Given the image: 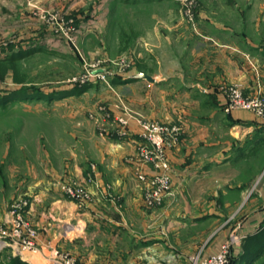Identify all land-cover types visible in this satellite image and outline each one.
Returning <instances> with one entry per match:
<instances>
[{
    "label": "rangeland",
    "instance_id": "rangeland-1",
    "mask_svg": "<svg viewBox=\"0 0 264 264\" xmlns=\"http://www.w3.org/2000/svg\"><path fill=\"white\" fill-rule=\"evenodd\" d=\"M232 2H237V9H233ZM247 2L248 0H0V88H4V91H0V224L11 222L10 206L14 200L27 199L30 209L32 197L27 187L49 179L50 175L45 170L50 167L57 169L61 156L70 152L69 150H87L82 145V139H78L81 142L78 144L71 135L72 132H85L87 123L93 124L97 137L115 136L112 138L120 141L129 132L131 121L134 122L139 129L140 142L135 154L128 157L127 161L135 163L137 180L139 171L147 175L156 173L149 163H142L138 150L144 143L139 120L153 121L179 128L176 134L166 138L169 143L165 153L171 182L169 194L152 207L145 206L142 196L144 210L159 215L158 218L131 219L124 216V219L116 223L99 219L101 226L104 222L105 227H124L129 234L109 236L93 229L91 223V232L86 231L87 226L85 230H79L78 234L83 232L82 237L77 235L73 238L69 234L72 238L67 239V248L55 250L67 252L75 258L77 256L73 252L79 257L83 256V249L90 247L87 244L91 243L94 264H178L179 260H184L182 252L186 247L192 252L189 256L192 264L194 258L205 257L200 252L212 247L223 232L228 230L229 234L222 236L220 250L223 245H227L226 264L234 263L246 236H241L232 229L245 219L248 210H259L263 206L258 196L260 186L264 183V121L254 115L257 118L255 129L248 135H241L240 132L238 139H233L223 127L211 129L207 142L217 143L218 149L210 147L209 150H220V143L228 145L229 150H253L249 164L241 163L238 164L239 167L236 164V168L233 166V169L222 170V177L218 176V181L214 175L208 176V179H204L208 181L204 183L205 196H200L199 201L190 202V194L185 188L180 195L169 201L167 197L171 194L173 170L169 164L168 151L182 149L183 141L189 140L184 137L185 122L181 119L184 114L182 112L179 117L181 120L176 121L148 119L129 102L140 93L137 88L121 89L119 86L134 84L133 77L132 82L124 81L135 72L142 69L157 70L158 67L179 73L176 74V81L179 83L194 81L201 64L207 61L205 57H201L205 49L208 56L212 52V48L208 47L210 39L204 35L205 31L210 33L212 29L199 25L200 20L207 16L213 22L228 25L231 32L237 35L235 39L239 43L234 41L236 47L235 51L232 50L233 60L240 67L251 71L253 79L257 80L253 93L246 92L239 82L227 83L223 80L213 84L214 94H223L225 97L223 110L225 111L228 102L229 88L239 89L248 98L264 99V58L263 55L261 58L254 57L247 44L248 40L254 39L256 50L264 52V10L250 12L245 9ZM105 12V22L94 30L95 33L84 35V31L90 30V26L80 22L83 20L81 16H91L92 19L93 15L98 14L103 17ZM155 31H158V36ZM225 43L228 44L224 45L233 44L231 41ZM39 47H44L45 50L36 54L26 52L30 48ZM91 70L105 71L104 79H91ZM97 73L98 71L95 72ZM117 76L124 79L113 81ZM130 79L131 77L127 80ZM81 85L87 87L78 90ZM23 88L26 91L18 95L17 99L2 98L13 90ZM49 92L61 96L57 100L49 99L46 96ZM120 118L127 123H121ZM77 120L82 122H76ZM57 172L63 179H74L87 185L94 197H99L94 186L86 184V176L91 169L81 177L68 175V172L61 174L58 169ZM221 181L224 185L216 187L217 182ZM98 182L110 189L109 184ZM245 182H249L250 186L240 191L241 196L233 185ZM139 183L142 190V184L140 181ZM206 194L208 199L214 197L212 203L210 199L209 202L203 201L207 199ZM116 203L117 208L122 211V201L117 199ZM41 208L47 212L49 223H59L53 230L61 228L65 219H56L61 212L46 203ZM212 208L221 211L222 217L213 223L195 219ZM163 212L170 214L169 219ZM28 220L39 238L42 229L31 219ZM167 223L175 227L173 232L164 229ZM136 236H163L165 242L157 245L159 249L144 251L138 245L140 241ZM168 237L170 241L167 240ZM10 252L0 253V264H20L19 257L12 256ZM75 260L77 261L76 258ZM253 263L264 264V253Z\"/></svg>",
    "mask_w": 264,
    "mask_h": 264
},
{
    "label": "crops",
    "instance_id": "crops-1",
    "mask_svg": "<svg viewBox=\"0 0 264 264\" xmlns=\"http://www.w3.org/2000/svg\"><path fill=\"white\" fill-rule=\"evenodd\" d=\"M231 4L233 5V9L238 8L237 2H232ZM246 4L248 6L245 9L250 12L264 10V2L258 0H248ZM239 10L241 9L239 8ZM105 15L106 12L103 15L104 20L100 14L93 15L92 19L91 16L90 18L81 16L83 20L80 22L88 23V27L90 26V30L84 31V35L95 33L94 30L105 22ZM200 22V26L211 27L212 29L210 33L208 31L204 32V35L210 39L208 47L212 48V52H210L208 56L207 49H205V51L203 50L204 54H202L201 57H205L207 61L201 64L200 70L195 74L196 79L194 81H189L190 83H179L176 81V74L179 73L173 72V70L166 71L163 70L162 67H158L157 70L152 69L148 71L142 69L137 73L135 72L133 75L131 74L128 76V78L131 77L130 80L126 79L124 82H132V77L134 78V75L138 73L150 76L153 81L135 78L134 84L126 83L119 86L122 87L121 89L124 87H127L125 89H128V87L137 88V91L140 93L136 95L135 99L129 102L133 104L137 112H140L148 119L176 121L181 117L182 112L184 114L181 118L185 122L184 132L186 133H184V137L189 140L183 141L182 149L177 148L176 150L168 151L169 164L173 170L171 194L167 197L169 201L174 199L176 195H180L183 188H185L186 191L188 190L187 193L190 194L188 195L190 202L199 201L201 199L200 196H205L203 189L206 184L204 183L208 181H204V179H208V176L214 175L216 177L215 180L218 181V176L222 177V170L233 169L236 164H249V159L253 151L229 150L230 148L228 149V145L222 143H220L219 146L220 150H209L210 147L218 149L217 143L212 142L209 144L207 142L209 139L208 133L211 129H215L217 126L223 127V129L225 128L229 131L233 139H238L240 132L241 135H248L253 132L257 124V118L249 111L233 110L226 113L223 110L225 97L223 94H214L212 89L214 86L212 85L218 84L223 80L227 81V83L239 82L246 92L253 93L256 87L254 85L257 80L253 79L251 71L240 67L238 63L233 60L234 55L232 50L235 51V44L239 42L236 41L235 37H237V35L231 32V28L223 22H213L210 18H207V16L202 18ZM256 25L257 24H253V26ZM91 27L94 29L91 30ZM156 32L158 36V31H155V33ZM226 41H231L233 44L229 43L231 45H224L228 44L225 43ZM234 41H236V43H234ZM255 43L254 39L247 41V44H249V52H251L254 57L261 58L263 55L264 58V52H258ZM43 50H45L44 47H39V49L30 48L26 52H34V54H36V52H42ZM119 87L115 86L117 90ZM180 107L184 109L181 110L179 109ZM76 122H82V120H77ZM76 122H74V124H76ZM92 125V123H87L85 127L87 130L85 132H72L71 134L73 140L77 141L78 144L81 143L78 139H82V145L87 150H69L70 152L61 156L57 169L61 171V174L63 172H68V175L81 177L91 169V165L93 164L95 166L94 174L96 179L102 184H109L111 195L108 193L107 198L95 196L93 202L84 208H79L76 202L66 198L59 188L54 185L64 177H59L57 169L50 167L45 170L48 172V175H50L49 179L40 180L35 183L34 186L27 187L28 193L30 197H32V204L26 216L31 219L40 230L42 229L38 238L40 250L36 253L23 252L19 254L16 250H13V248L0 241V253H5L6 251L9 253V251L12 252L13 250L12 253L10 252L11 255L14 257L17 255V257L26 264H57L54 259L55 248L65 250V248H67L66 246L69 245L67 239L70 240L72 237H77V235L82 237L83 232L78 234L80 232L79 230H85L87 226L88 228L86 231L91 232V223L93 229L108 234L109 236L129 234L124 227H105L104 222L103 226H101V221L99 222V219L116 223L124 219V216L131 219L158 218L159 215L155 213L150 214L145 211L140 183L135 177V163L131 162V164L127 161L128 157L135 154L136 146L140 142L138 136L139 129L136 124L131 121L129 132L125 134L124 137H121L120 141L112 138L115 136L97 137ZM74 145L77 148V145ZM91 159L92 162H90ZM145 170L148 171L146 168ZM223 183V181L217 182L216 187H222L224 185ZM233 186L240 194V191L248 188L250 183H236ZM198 188L199 191H197ZM260 188L258 199L263 202V206L260 207L259 210H248L245 219L234 226L232 229L233 232L235 231L241 236H248L255 233L262 225L264 220V183ZM221 191L224 193V190ZM240 195L242 196V194ZM222 196L223 195H221V197ZM117 199L122 201L123 207L120 205L123 209L122 211L117 208ZM207 199L203 201L209 202L210 199V203H212L214 197L211 196L208 201ZM44 203L50 204L54 209L58 210L59 213L61 212V215L57 214L58 218H56L60 220H62V218L65 219V221L62 222L61 228L53 230L59 223L53 224L48 222L47 212L41 208ZM163 214L169 219L170 214L168 212H163ZM50 216H52V214H50ZM221 217V211L217 208H212L203 216H197L195 219L201 222L206 220L207 223H213L216 219L218 220ZM67 220H70V222ZM164 229L173 232L172 229H175V227L167 223ZM69 234L73 236L70 237ZM226 234H229L228 230L223 232L221 238H218L212 247L205 249L204 252H200L201 255L206 256L218 252L223 241L222 236H226ZM120 239L124 241L123 237ZM136 239L140 241L138 245L144 251L159 249L157 245L160 244V242H165L163 236H151L147 238L137 237ZM167 240L170 241V238L168 237ZM83 241L85 243V240ZM87 245L90 247H85V249H83V256L79 254V257L76 252L73 253L78 257H75L78 262L83 264H94V258L91 253V243ZM71 247L74 248L73 245ZM167 248L170 250V245H168ZM183 250L184 260H179L178 264H190L189 256L192 252L187 250L186 247H184Z\"/></svg>",
    "mask_w": 264,
    "mask_h": 264
},
{
    "label": "built area",
    "instance_id": "built-area-1",
    "mask_svg": "<svg viewBox=\"0 0 264 264\" xmlns=\"http://www.w3.org/2000/svg\"><path fill=\"white\" fill-rule=\"evenodd\" d=\"M95 74V72H97ZM105 71L91 70L89 77L104 79ZM228 102L225 112L233 110H246L252 112L259 120L264 121V99L248 98L243 96L239 89L229 88L227 90ZM119 121L126 124L127 121L120 118ZM141 127V137L143 144L138 147L143 164L149 163L155 170L154 174H144L137 172V178L142 184L143 200L146 207L159 204L170 191L169 166L165 156L166 148L169 146L167 137H171L179 131L178 126H166L158 122L139 120ZM95 166L91 165V172L86 176V184H91L95 188V193L99 197H107L109 190L107 186L99 184L95 177ZM64 196L84 208L93 202L94 193L87 185L79 183L74 179H62L55 183ZM11 222L0 224V241L8 246H12L19 254L23 252H38L37 232L30 224L26 214L29 209L28 200L18 198L11 203ZM228 246L223 245L217 254L196 257L192 264H226ZM54 259L57 264H81L67 252L54 251Z\"/></svg>",
    "mask_w": 264,
    "mask_h": 264
},
{
    "label": "trees",
    "instance_id": "trees-1",
    "mask_svg": "<svg viewBox=\"0 0 264 264\" xmlns=\"http://www.w3.org/2000/svg\"><path fill=\"white\" fill-rule=\"evenodd\" d=\"M124 79L123 77L117 76L113 79V81H118V80ZM129 79V78H126ZM81 90H84L87 85H81L79 86ZM4 91V88H0V91ZM26 91L25 88L19 89V90H13L9 92L8 94H5L2 96L4 100H10V99H17L18 95H22L21 93H24ZM56 93L54 92H49L46 94L48 95L49 99H54L57 100L61 96L55 95ZM264 253V221L260 228L253 234H250L245 237V241L243 243L242 248H240L239 253L236 256V260L232 264H253L254 261L262 257V254ZM16 259L14 258L13 261ZM18 261L20 264H26L22 262L19 258Z\"/></svg>",
    "mask_w": 264,
    "mask_h": 264
},
{
    "label": "water",
    "instance_id": "water-1",
    "mask_svg": "<svg viewBox=\"0 0 264 264\" xmlns=\"http://www.w3.org/2000/svg\"><path fill=\"white\" fill-rule=\"evenodd\" d=\"M134 78H143V79H146L148 81H153V79L150 76L143 74V73H138V74L134 75Z\"/></svg>",
    "mask_w": 264,
    "mask_h": 264
}]
</instances>
